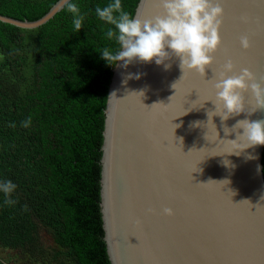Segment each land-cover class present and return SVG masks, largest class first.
I'll return each mask as SVG.
<instances>
[{
	"label": "water",
	"instance_id": "1",
	"mask_svg": "<svg viewBox=\"0 0 264 264\" xmlns=\"http://www.w3.org/2000/svg\"><path fill=\"white\" fill-rule=\"evenodd\" d=\"M221 3L222 43L205 75H183L176 57L167 70L139 60L112 69L100 161L111 264H264V145L237 155L241 144L231 140L243 129L225 132V125L232 128L242 119L264 120V108L251 112L257 101L249 89L244 96L251 114L222 120L208 100L216 89L202 79L232 59L236 68L229 75L249 68L264 84V0ZM65 6L58 0L37 20L0 13V21L34 29ZM163 12L158 0H140L134 17L147 20ZM243 35L251 41L247 49ZM173 123L179 125L175 135ZM165 207L174 215L165 214Z\"/></svg>",
	"mask_w": 264,
	"mask_h": 264
},
{
	"label": "trees",
	"instance_id": "2",
	"mask_svg": "<svg viewBox=\"0 0 264 264\" xmlns=\"http://www.w3.org/2000/svg\"><path fill=\"white\" fill-rule=\"evenodd\" d=\"M57 1L0 0V13L37 20ZM139 1L122 0L124 10L134 16ZM73 2L86 14L79 32L66 6L34 29L0 21V181L17 185L0 191V245L44 254L43 230L59 264H111L100 161L115 65L100 51L119 46L95 13L110 0Z\"/></svg>",
	"mask_w": 264,
	"mask_h": 264
},
{
	"label": "clouds",
	"instance_id": "3",
	"mask_svg": "<svg viewBox=\"0 0 264 264\" xmlns=\"http://www.w3.org/2000/svg\"><path fill=\"white\" fill-rule=\"evenodd\" d=\"M158 3L164 9L163 14L147 20L134 17L125 11L122 0H110L104 7L97 6L95 8L97 17L114 26V28H108L106 37L115 40L119 46L115 51L105 47L100 51L102 58L110 65L124 68L136 60L148 63L154 61L157 65H163L167 70L171 67L169 61L176 57L179 58V66L183 70V75L186 70L205 75L207 67L214 61L213 54L222 43L220 29L223 24L224 7L221 0H158ZM65 5L67 10L73 14V29L79 32L83 27L86 14L81 13L78 4L73 0H65ZM240 43L244 49L251 46L247 35L240 37ZM235 68V62L228 59L214 85L216 110L211 112L214 115L219 114L225 121L233 115L249 112L246 110L244 96L249 89L252 90L257 101L256 107L251 112L256 111L257 107L264 108V84L256 80L254 72L249 68H243L238 74L229 75ZM133 76L138 79L140 74H128V78ZM175 84H173L174 88ZM155 104L157 103L151 106L144 105L152 107ZM30 122L31 118L24 123L27 125ZM174 125L175 135V129L179 125ZM241 128L243 132L237 131ZM232 131H237V138L231 141L241 144V147L235 151L237 155L241 150L264 145V120L242 119L237 121L232 128L225 125L226 133ZM180 142H183L182 138ZM249 158L255 157L249 154ZM16 187L17 185L11 180L0 181V191L6 197ZM5 203L12 204L14 201L6 199ZM164 213L169 216L174 215V209L165 207Z\"/></svg>",
	"mask_w": 264,
	"mask_h": 264
},
{
	"label": "rangeland",
	"instance_id": "4",
	"mask_svg": "<svg viewBox=\"0 0 264 264\" xmlns=\"http://www.w3.org/2000/svg\"><path fill=\"white\" fill-rule=\"evenodd\" d=\"M3 54L0 50V60ZM40 241L43 245L44 250L49 248L48 252L44 254L38 250L37 253L31 252L30 247L28 250L25 249H12L0 245V261L3 264H59L60 259L54 258L51 250L54 248V243L50 235L45 231H40Z\"/></svg>",
	"mask_w": 264,
	"mask_h": 264
},
{
	"label": "snow or ice",
	"instance_id": "5",
	"mask_svg": "<svg viewBox=\"0 0 264 264\" xmlns=\"http://www.w3.org/2000/svg\"><path fill=\"white\" fill-rule=\"evenodd\" d=\"M220 72H221V71L213 70L214 75H213V77H212L211 79H205L204 76L202 77V79L205 80V82L210 83V84H212V85L214 86L216 80H217V79L219 78V76H220ZM198 73H199V72H198ZM214 88H215V87H214ZM215 99H216V96H212V97H209L208 100H213V101H215Z\"/></svg>",
	"mask_w": 264,
	"mask_h": 264
}]
</instances>
